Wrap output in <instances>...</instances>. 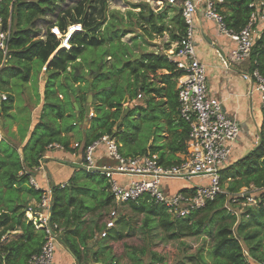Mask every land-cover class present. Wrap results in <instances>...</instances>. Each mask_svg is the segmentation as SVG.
I'll use <instances>...</instances> for the list:
<instances>
[{"label":"trees","instance_id":"obj_1","mask_svg":"<svg viewBox=\"0 0 264 264\" xmlns=\"http://www.w3.org/2000/svg\"><path fill=\"white\" fill-rule=\"evenodd\" d=\"M64 1L0 0L1 28L10 33L6 56L9 60L5 65L0 52V93L9 95L6 96V101L0 100V116L11 110L10 81L18 79L28 82V65L32 61H40L52 71V75H58L67 73L68 67L76 63L84 51H96L108 42L119 44L116 31L107 36L100 31V22L96 23L105 16L104 0H78L77 5L71 8L60 9V3ZM222 1L220 7L225 9L223 15L226 27L239 32L248 22L251 12L249 5L254 0ZM169 11H176L177 14L172 21L176 31L170 34V38L180 41L185 33V24L176 7L168 8L160 17L150 15L146 18L143 9H140L137 16L145 26L150 27L152 33L161 34L167 27L160 20ZM51 17L52 19L47 20ZM41 25H44V31ZM74 25H79L80 30ZM68 26H74L70 31H77L72 32L65 43L69 48H60L61 40L51 30L57 28L60 35L65 37ZM55 30L53 29L54 33ZM249 62V72L257 70L264 78V27L254 41ZM91 64L95 65V61ZM99 67L102 69L103 65ZM158 71H163V74L158 76ZM122 74L132 78V83L119 86L116 80L112 83H95V79L94 83L89 84V91L93 93L92 106L96 111L90 118L89 127L82 131L84 138L77 141L88 145L108 135L117 142L119 148H124L126 154L121 152L124 156L152 153L165 166L179 163L178 155L186 152L188 134L187 124L178 115L176 82L181 75L180 71L166 55L142 54L138 59L125 61L120 70L101 73V81H111L112 77ZM51 91L45 90V99ZM140 93L145 96L144 106L136 105L131 110L123 107L125 96L131 102ZM84 94V91L80 93L79 103L85 101ZM103 94L107 98H103ZM45 106L53 111L51 121L40 122L34 127L20 155L12 145L0 142V238L8 230H13L14 224L22 231L16 239L0 244V264H27L28 259L39 252L44 242V232L38 227L36 218L27 219L24 212L27 207L26 197L38 202L43 193L29 184L32 170L39 166L42 155L51 144L62 146L65 152L73 151L70 140L74 138L76 131L72 123L66 121L68 115L60 105L45 103ZM83 116L84 111H81L78 121ZM61 121L65 124L62 125ZM120 122L118 128H115ZM81 173H74L63 186L52 185L51 222L64 235L66 246L78 264H87L86 252L95 246L98 247L92 254L95 263L119 264L111 256L110 245L105 244L119 242L128 237L130 225L125 217L117 216L114 228L107 232L106 238H101L105 242L101 245H90L96 232H101L104 226L99 227L98 223L91 221V228L82 220L83 214L103 212L115 204L102 176L94 178L95 175H87L81 178ZM219 178L222 194L185 219H172L165 208L148 202L147 199L125 204L134 213L144 215L145 227L155 226L168 240L194 237L203 233L208 235L212 241L208 250L211 264H248L249 260L264 264V106L261 107L257 144L245 156L223 169ZM243 188L250 192L253 188L255 191L252 193L258 201L255 208L245 207V215L248 216L246 221L243 218L238 220L223 207L227 196L236 195ZM188 191L193 189L180 190L184 193ZM84 224L86 226L81 228ZM241 241L247 247V258L243 254ZM197 259L199 264H209L208 261H202L201 257Z\"/></svg>","mask_w":264,"mask_h":264},{"label":"built area","instance_id":"obj_2","mask_svg":"<svg viewBox=\"0 0 264 264\" xmlns=\"http://www.w3.org/2000/svg\"><path fill=\"white\" fill-rule=\"evenodd\" d=\"M165 1L179 10L185 24L183 37L167 55L181 73L177 79L178 115L188 126L186 152L178 156L179 163L165 166L152 153L124 156L117 142L108 135L88 145L72 143L73 151L68 153L75 158L73 164L79 170L90 175H100L106 180L108 191L117 205L147 199L165 208L172 219H185L222 194L220 172L226 168L241 133L240 123L227 113L219 98L210 94L206 69L197 58L193 35L202 16L212 21L218 33L234 45L227 57L218 54L226 67L249 61L254 41L264 27V2L254 0L250 3L251 12L246 26L234 32L226 27L220 7L222 0ZM9 37V31H3L0 23V52L4 58L8 54ZM241 77L259 93L261 105L264 106V78L257 70L242 73ZM137 97L140 99L141 95ZM0 100L6 101L7 97L0 95ZM53 150L64 151L62 146L51 144L41 160ZM41 160L33 170L41 168ZM121 178L126 180L121 181ZM192 179L200 182L191 188L193 191L186 193L170 192L164 184L165 180ZM29 184L40 189L32 176ZM40 190L43 191L40 200L28 205L24 212L27 219L36 218L38 227L44 232V242L39 252L28 259L27 264H53L61 233L57 225L51 222L52 186ZM251 191L255 190L252 188ZM249 192L243 188L238 194L227 196L223 207L231 215L237 216L240 210L234 209L235 206L242 209L256 204V197ZM117 216L115 210L110 211L104 230L99 234L100 238H106L107 232L114 228ZM3 239H0V243ZM252 262L255 261L249 260L248 264Z\"/></svg>","mask_w":264,"mask_h":264},{"label":"rangeland","instance_id":"obj_3","mask_svg":"<svg viewBox=\"0 0 264 264\" xmlns=\"http://www.w3.org/2000/svg\"><path fill=\"white\" fill-rule=\"evenodd\" d=\"M153 1L157 3L151 4ZM159 1L162 0H110L105 16L98 21L96 20V23L100 22L99 29L107 36L116 31V34L119 35V44L116 42L112 44L107 43L103 48L96 51L92 49L84 51L79 62L68 67L67 73L52 75V71L47 69L45 64H42L38 60L32 61L28 65L30 68L28 82L24 83L18 79L10 81L12 106L7 114L0 116V136H2V138L0 137V142L2 141L4 145H12L20 155V151L28 143L34 127L40 122L49 123L51 121L50 116L53 111L47 109L45 103L63 107L62 109L65 111V114L68 115L66 121L72 123L76 131V135L70 142H79L77 141L79 138L82 140L84 138L82 131L89 127L90 118L96 111L95 107L92 106L93 93L89 91V87H91L89 84L94 83L93 80L95 79H97L95 83H112L116 80L119 86H122L124 83H132L133 79L127 77L125 74L116 78L112 77L113 80L111 81L103 82L104 80L101 81L102 77L100 74L120 70L125 61L141 55L143 51L158 52L159 55H163L165 51V38L154 36L150 39L142 36L139 26L140 20L137 16L138 10L132 8L133 5L140 3H148L151 9L154 6V8H157L160 6ZM77 2L78 0H65L62 4L60 3V9L71 8ZM48 19H52V17ZM13 28L14 24L12 25ZM41 28L44 31V25H41ZM56 33L57 30H55ZM56 37L60 39L61 35ZM8 60L9 57L4 58L3 64L5 65ZM92 61H95V65L91 64ZM101 65H103L102 69L99 67ZM161 74L162 72H158L157 75ZM71 77H73L74 81ZM154 80L158 81L157 78ZM71 83L80 84L74 86ZM46 89L52 90V94L49 93L50 95L48 94L45 99ZM108 89L109 87H107ZM83 91L85 92V101L79 103V95ZM140 94V99L136 97L130 102L128 98L125 104L123 101V107L131 110L136 105L144 106L145 96L142 93ZM0 95L7 96L8 94L2 92ZM88 96L92 97L91 101H88ZM105 96L103 94V98ZM87 105L90 108L88 115L86 114ZM81 111H84V116L82 120L78 121ZM63 124L65 123L62 122ZM120 124L121 122L117 123L115 128H118ZM120 152L125 153L124 148L121 147ZM235 156L236 153L233 152L232 157L236 158ZM62 170L61 178L63 179L66 176L67 169ZM87 175L84 173L79 174L81 178ZM93 177L99 178V175L96 174ZM194 180L197 179L189 181L165 180L164 183H169L170 188L174 191V189L180 188L183 184L193 185ZM199 182L197 180V183ZM197 183L195 184L197 185ZM257 204L258 201L256 200V204L247 205L246 207L251 206L255 208ZM111 209H114L118 216L125 217L130 225L129 236L110 245L112 250L111 256L119 264H199L198 257H201L202 261H208L211 264L208 250L212 241L208 235L203 233L199 236L168 240L166 235L161 230H157L155 226L151 227L149 225V227H145L143 224L144 215L134 213L129 205H113L106 211L90 215V218L88 216L87 219L97 222L100 226L106 221ZM234 209L240 210L238 215L235 216L238 220L243 218L246 221L248 219V216L245 215V207L241 209L240 206H235ZM96 235H98V232ZM96 239L98 240L99 237L96 236ZM241 246L243 247L244 256L246 258L249 257L247 247L242 241Z\"/></svg>","mask_w":264,"mask_h":264},{"label":"crops","instance_id":"obj_4","mask_svg":"<svg viewBox=\"0 0 264 264\" xmlns=\"http://www.w3.org/2000/svg\"><path fill=\"white\" fill-rule=\"evenodd\" d=\"M104 1L106 2V12H107V8L110 0H107L108 3L106 0ZM116 2L120 3L119 1ZM155 2L156 1H153V3L151 4H154ZM159 3L160 6L157 8H154L155 7L154 6L153 9H151L148 3H140L131 6L133 9L138 10L137 13H139L140 9H143V14L146 16V18H149L150 15H153L155 17H160L162 16V13L164 11H166L168 8L172 6L168 5L165 0L159 1ZM222 12L224 13L225 9H222ZM176 15H177L176 11H169L167 13V16H165V18L163 16V19L160 20V22H162V24H164L167 27V30L163 31L161 34L152 33L150 27L145 26V23L140 20L139 26L142 36L144 37L146 36L150 39L154 36L165 38V44H164L165 51L163 55L166 56L171 50L174 49L176 43L178 42L177 40L176 41L171 40L170 38V34L175 33L176 31L175 25L172 22L173 18ZM74 26L75 27L78 26L77 30H80L79 25H74ZM74 26H68V30H67L68 34L65 37L61 36L60 40L62 44L60 45V48H66V49L69 48V45L68 44L65 45V43L68 42L72 32L77 31V30L70 31V28ZM53 29L57 30L56 34L53 32ZM53 29L51 30V32L55 36H60L58 29L57 28H53ZM193 38H194L197 58L202 64H204L206 69L207 82H208L210 94L212 96L219 98L223 102L227 113L240 123L241 133L235 142V149L233 151L234 153H236L235 156L236 158H233L231 155L226 166L228 167L229 165L234 163L237 159L245 156L257 144V131L261 124L262 105L260 101V95L257 91L253 90L246 81L244 82L241 77L242 73L249 72V67H250L249 61H246L242 64H232L229 67H226V65L222 63L218 54L222 55L223 57H227L229 55L230 49L234 45L233 43H231L229 40L222 37L218 33L215 24L212 21L205 20L201 16V21L196 28ZM108 44L110 43L108 42ZM142 54L158 55V52L143 51ZM141 55L136 56L135 58H133V60L138 59ZM79 59L80 58H78L76 62H79ZM158 72H162L163 74V71H158ZM76 85L77 84H74V86ZM176 89H177V82H176ZM0 137L2 138V136ZM186 146H187V139H186ZM47 156L48 157L43 158L41 160L40 169L32 170V178L38 183L40 189H47L52 185L63 186L64 184L68 183V181L72 178V176L76 172H82L84 174H87L83 171H78L79 169L76 167V165L73 164V162H75V158L71 153L60 150H53L47 153ZM62 169H67L66 176L63 179L61 178L63 171ZM120 180L124 181L126 179L121 178ZM197 180H194L195 182H193V185L191 186L187 184H183V186H181L176 190L174 189V191H172V189L170 188L169 183L165 182L164 184L166 187L169 188L170 192H176V191H180L181 189H191L195 187L196 185L195 183H197ZM104 185L105 186L107 185L106 180L104 181ZM26 200H27L26 205L35 203V200L33 198L26 197ZM114 204L115 206H118L115 202ZM90 215H93V213L85 212L83 214L82 220L85 222V224L90 225V227L92 228L93 227V225H91L92 220L89 221V219H87L88 216L90 218ZM105 222L100 226L97 224V222L94 223H96L99 227H103V226L105 227ZM14 223L15 222H13V224ZM85 224L81 225L80 227L82 228L83 226L84 228L86 226ZM12 229L13 230H8L6 234L2 236L4 239L2 237L0 238L3 239L2 243H6L10 240L16 239L18 236L21 235L22 231L17 224H14ZM1 230L2 228H0V231ZM103 230L104 228L101 231ZM87 232H89V229H87ZM96 234L94 240H92L90 245H101L102 242H105L101 240V238L99 237L100 232H98V235ZM96 236L99 237L98 240L96 239ZM57 243L58 244L56 246L53 264H78L74 255L66 246L63 234L58 236ZM111 244L112 243L110 242L105 245H111ZM96 250H98L97 246H95L91 250H87L86 252L87 264H100V263H95L92 258V254ZM252 263L259 264L257 262H252Z\"/></svg>","mask_w":264,"mask_h":264},{"label":"water","instance_id":"obj_5","mask_svg":"<svg viewBox=\"0 0 264 264\" xmlns=\"http://www.w3.org/2000/svg\"><path fill=\"white\" fill-rule=\"evenodd\" d=\"M91 96H88V101H91ZM127 101H128V97H125V99H124V104L125 103H127ZM89 112H90V108H89V105H87V107H86V114L88 115L89 114ZM50 221V220H49Z\"/></svg>","mask_w":264,"mask_h":264}]
</instances>
